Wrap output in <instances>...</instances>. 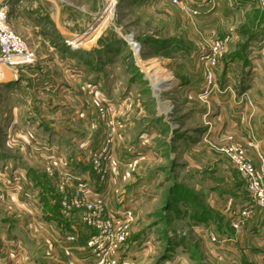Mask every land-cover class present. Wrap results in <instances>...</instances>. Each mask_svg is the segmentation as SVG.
I'll list each match as a JSON object with an SVG mask.
<instances>
[{
    "label": "rangeland",
    "instance_id": "rangeland-1",
    "mask_svg": "<svg viewBox=\"0 0 264 264\" xmlns=\"http://www.w3.org/2000/svg\"><path fill=\"white\" fill-rule=\"evenodd\" d=\"M32 1L28 25L13 27L37 60L0 75V245L20 241L46 262L45 235L62 217L84 225L85 247L105 222L116 230L125 217V239L112 251L87 247L90 262L216 264L211 248L225 263L264 264L260 215L240 230L230 225L227 201L246 200V189L219 151L233 143L256 165L264 157V7ZM220 39L206 88L200 55ZM155 71L173 82H152ZM77 188L96 205L90 220L82 203L66 199ZM210 231L233 238L213 244Z\"/></svg>",
    "mask_w": 264,
    "mask_h": 264
},
{
    "label": "built area",
    "instance_id": "built-area-1",
    "mask_svg": "<svg viewBox=\"0 0 264 264\" xmlns=\"http://www.w3.org/2000/svg\"><path fill=\"white\" fill-rule=\"evenodd\" d=\"M177 2V0H172ZM213 2V0H211ZM256 2L264 7V0H250ZM190 14L195 15L198 13L196 8H188ZM224 40H214L211 49L203 52L200 55L201 62L205 65L203 68L204 85L206 88L213 87L216 76V68L219 58L222 55L221 49L224 45ZM37 60V57L33 50L26 42L25 38L18 33L9 16L8 8L6 5H0V75L4 74L2 66L6 69L13 67H20L26 65H33ZM219 151L227 156L231 161L234 168L241 174L244 180L246 189V200L236 202V198H230L226 204V211H229L230 225L237 231L244 228L250 220L256 218L257 214L264 216V157L259 155L262 159L259 165L248 156L246 149L239 144H229L219 147ZM73 177V176H72ZM82 189L77 188L73 194V198H67L70 200V206H80L82 203L86 209V213L89 214L88 219L95 214L96 205L93 202L85 201L84 198L79 197V192ZM239 204L237 210H233V204ZM118 228L115 230L114 224L107 221L105 222V230L103 234L90 235L86 240L87 247H96L99 249L112 251L117 243H120L125 239L128 224L124 218L116 219ZM210 242L213 244H224L225 241L231 240L230 236L220 235L216 232L210 231L208 234ZM66 239L73 241L75 237L71 234L66 235ZM99 242V246L97 243Z\"/></svg>",
    "mask_w": 264,
    "mask_h": 264
},
{
    "label": "crops",
    "instance_id": "crops-1",
    "mask_svg": "<svg viewBox=\"0 0 264 264\" xmlns=\"http://www.w3.org/2000/svg\"><path fill=\"white\" fill-rule=\"evenodd\" d=\"M34 3L35 2H33L32 0H0V5L8 4L11 7V12L13 13L11 20L13 25H15L17 28L23 27L25 24L26 26L28 25L27 18L29 17L28 16L29 9L32 8ZM55 3L57 7L58 3L57 2ZM203 5L206 6L207 4H203ZM240 8L242 10L246 9L243 6H241ZM257 215H260V221H264V217L261 214H257ZM65 219L66 217H62L60 219V222H62L60 228L63 229V231H60L61 229L57 228L56 231L54 230L51 233H49L50 235H45L47 237L46 238L47 241H49V244L44 245V250L42 249V252L44 253L46 248L47 254L53 256L51 260L48 256H46L47 257L46 262L45 261L38 262L32 256L28 248L23 243H19L20 242L19 241L14 245L12 244L0 245V264H93L92 262H90L91 260L89 256L90 254L89 252L91 250H88V248L85 247V245H83L85 236L82 232V229L84 225L82 226V224L80 225L78 223L79 224L78 226L75 225L73 226L72 222L77 221V219L76 220L73 219L65 220ZM38 225H40L41 227L45 226V225H41V223ZM44 228H46V230L49 229L47 228V226ZM66 233L73 235L75 239L73 241L67 240L65 235ZM228 236L233 238V236L231 235ZM209 253L216 255V258L212 255L213 257L212 259H210V256H208V259L210 261L211 260L215 261L216 264H233V260L232 261L228 260L225 263L224 257L220 254V252L218 253L217 251H214L213 249L210 248ZM80 254H82L81 255L82 257L79 256ZM229 255L230 257H232L231 253ZM242 255L244 254L242 253ZM244 256H246V254ZM239 257H241V252L237 254L236 258ZM247 260H248L247 262L248 264H253V262L258 263V260H256V258L255 259L249 258ZM234 262L238 263L239 261H237L236 259Z\"/></svg>",
    "mask_w": 264,
    "mask_h": 264
},
{
    "label": "bare ground",
    "instance_id": "bare-ground-1",
    "mask_svg": "<svg viewBox=\"0 0 264 264\" xmlns=\"http://www.w3.org/2000/svg\"><path fill=\"white\" fill-rule=\"evenodd\" d=\"M110 2V1H109ZM109 5V4H108ZM75 45V44H74ZM135 47V46H134ZM136 48V47H135ZM2 70L5 69L4 74H6L7 69L5 68V66H2ZM157 70V69H156ZM158 71H155L153 74H149V77L151 78L152 82H156V83H160L161 81L164 82L163 85H170L171 82H173L172 78L169 77H165V75L163 74H159L157 73ZM172 80V81H170Z\"/></svg>",
    "mask_w": 264,
    "mask_h": 264
},
{
    "label": "water",
    "instance_id": "water-1",
    "mask_svg": "<svg viewBox=\"0 0 264 264\" xmlns=\"http://www.w3.org/2000/svg\"><path fill=\"white\" fill-rule=\"evenodd\" d=\"M81 37H84V36H81Z\"/></svg>",
    "mask_w": 264,
    "mask_h": 264
}]
</instances>
